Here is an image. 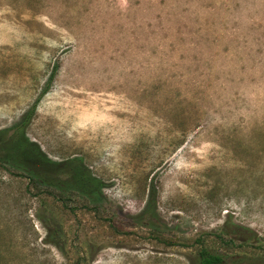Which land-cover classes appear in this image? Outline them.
<instances>
[{
    "label": "rangeland",
    "instance_id": "obj_1",
    "mask_svg": "<svg viewBox=\"0 0 264 264\" xmlns=\"http://www.w3.org/2000/svg\"><path fill=\"white\" fill-rule=\"evenodd\" d=\"M21 133L97 202L1 168L0 264H264V0H0V135Z\"/></svg>",
    "mask_w": 264,
    "mask_h": 264
},
{
    "label": "trees",
    "instance_id": "obj_2",
    "mask_svg": "<svg viewBox=\"0 0 264 264\" xmlns=\"http://www.w3.org/2000/svg\"><path fill=\"white\" fill-rule=\"evenodd\" d=\"M31 113L30 111L23 116L12 129L23 130ZM0 152V169L8 167L21 172L35 188L52 189L62 195L76 191L80 196L89 200L90 205H95V202H97L95 200L99 188L92 189L94 181L82 168L71 167L69 169L66 163L58 164L51 161L23 133L8 139H4L0 135ZM240 235L243 237H240ZM61 238L62 230L53 226L48 231L46 241L59 248L58 241ZM219 239L231 245L238 242V247L240 248L247 245L251 247L257 241V236L249 228L225 225ZM225 256L202 248L198 252L197 264H228L225 262Z\"/></svg>",
    "mask_w": 264,
    "mask_h": 264
}]
</instances>
